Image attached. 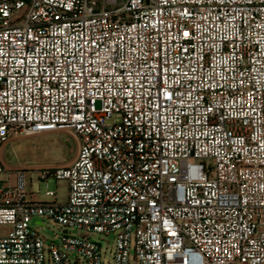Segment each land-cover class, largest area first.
<instances>
[{
	"label": "built area",
	"instance_id": "1",
	"mask_svg": "<svg viewBox=\"0 0 264 264\" xmlns=\"http://www.w3.org/2000/svg\"><path fill=\"white\" fill-rule=\"evenodd\" d=\"M61 130L69 165L4 163ZM0 225V264H264V0H0Z\"/></svg>",
	"mask_w": 264,
	"mask_h": 264
},
{
	"label": "rangeland",
	"instance_id": "2",
	"mask_svg": "<svg viewBox=\"0 0 264 264\" xmlns=\"http://www.w3.org/2000/svg\"><path fill=\"white\" fill-rule=\"evenodd\" d=\"M124 0H119L123 2ZM77 152V140L72 130H61L43 132L37 134H18L12 137L3 148V161L8 168L22 169L27 171L28 179L31 174L37 175L38 170L45 168L63 167L69 165L75 158ZM32 171V172H31ZM31 186V183H29ZM65 182L49 181V187L44 183L40 184L39 200L42 202H52L53 198L47 197V190L57 191L59 201H64L67 193ZM42 221L43 226H37V222ZM32 226L36 227L45 241H58L63 233L69 231L76 234L74 230H66L47 218L34 219ZM12 227L0 225V237L6 236ZM93 239L101 240L99 234H93ZM115 243L114 237L105 239L103 252L107 257L112 256Z\"/></svg>",
	"mask_w": 264,
	"mask_h": 264
},
{
	"label": "crops",
	"instance_id": "3",
	"mask_svg": "<svg viewBox=\"0 0 264 264\" xmlns=\"http://www.w3.org/2000/svg\"><path fill=\"white\" fill-rule=\"evenodd\" d=\"M29 187H31V188H32V185H31V186L29 185ZM39 196H40V195H38V196H37V199H38V200H39ZM37 223H39V221H38Z\"/></svg>",
	"mask_w": 264,
	"mask_h": 264
}]
</instances>
